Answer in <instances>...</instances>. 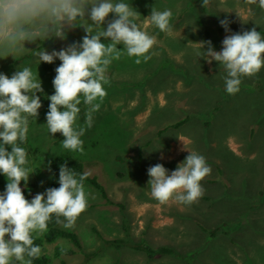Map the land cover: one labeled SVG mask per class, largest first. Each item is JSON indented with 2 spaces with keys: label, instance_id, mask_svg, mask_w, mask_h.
<instances>
[{
  "label": "rangeland",
  "instance_id": "374dc122",
  "mask_svg": "<svg viewBox=\"0 0 264 264\" xmlns=\"http://www.w3.org/2000/svg\"><path fill=\"white\" fill-rule=\"evenodd\" d=\"M251 1L237 0L236 6L233 0H209L202 6V0H123L139 13L135 22L155 36L157 43L147 62L141 58L137 64L136 57L126 52L112 61L106 72L109 82L104 85L107 95L92 113L91 128L85 124L89 106L81 97L76 125L86 128L81 137L83 153L64 149L63 135L48 131V97L55 91L56 72L42 69L49 63L40 62L36 53H51V45L61 50L82 43L87 35L84 27L92 34L100 29L86 16L74 27H66L64 39L50 35L25 41V49L13 56L0 49V73L10 78L30 67L43 88L36 93L42 104L39 115L27 117V138L18 141L27 152L26 167L33 171L27 184H20L28 189L26 199L30 202L36 194L46 192L47 161L66 153L82 163L85 173L97 179L114 203L106 204L97 190L85 184L89 193L86 210L70 226H65V220L60 225L76 236L79 248L63 238L45 243L49 264H184L188 260L186 264H264V68L252 77H242L240 91L230 95L225 90L224 66L215 60L209 63L203 55L207 45L202 49L198 44L211 41L213 49L221 51L227 35L252 28L264 32V9ZM152 8L171 10V34L150 22ZM114 18L110 13L103 27ZM224 19L230 22L228 32L220 24ZM101 42L109 43L104 38ZM117 47L123 50L122 44ZM26 55L29 57L20 59ZM210 107H222L217 110L220 118L215 121L219 122L211 120ZM184 118L187 121L182 126L167 127ZM217 126H223L221 134L206 131ZM184 145L203 155L211 167L210 175L201 181L203 207L197 211L174 200H155L148 185V168L163 164L171 174L190 154L181 150ZM5 147L11 151V146ZM244 177L248 189L241 186ZM0 180L8 183L5 175ZM33 234L45 237V231ZM118 239L168 247L176 255L149 259L130 247L105 244ZM55 248L61 250L57 257ZM69 249L74 252H65Z\"/></svg>",
  "mask_w": 264,
  "mask_h": 264
},
{
  "label": "clouds",
  "instance_id": "9594fccd",
  "mask_svg": "<svg viewBox=\"0 0 264 264\" xmlns=\"http://www.w3.org/2000/svg\"><path fill=\"white\" fill-rule=\"evenodd\" d=\"M208 2L202 0V6ZM259 6L264 9V0H259ZM110 13L115 14V18L107 22L105 29L103 25ZM138 15L123 0H0V49L7 56L25 49V41L44 40L50 35L64 39L66 27H74L78 19H86V16L100 29L92 34L84 27L87 35L82 43L75 42L51 53L46 50L36 53L40 62L51 64L57 58L62 62L55 69V91L48 97L46 125L50 134L63 135L64 149L83 153L81 137L86 128L76 125L81 97L83 104L89 106L85 124L91 128L92 113L99 110L107 95L104 85L109 82L106 72L112 61L118 60L123 52L136 57L137 64L141 63V58L144 62L151 59L149 52L157 40L141 30L135 22ZM171 17V10L152 8L148 18L160 31L171 34ZM229 23L227 19L220 20L226 32L230 31ZM101 38L109 43H102ZM121 44L123 50L117 47ZM198 44L202 49L207 45L203 55L209 63L215 60L224 66L225 90L230 95L240 91L242 77H252L264 68V37L255 28L227 35L221 51H215L211 41ZM42 91L41 81L30 67H23L10 78L0 73V173L8 180L6 190L0 193V264H11L13 259L21 264H32V259L41 254V248L34 245L32 233L46 231L53 215L57 223H62L59 219L62 216L67 221L65 226H70L88 206L89 193L84 185L87 173L77 178L66 164L60 165L58 188H48L46 193L36 194L29 202L20 187L21 181L27 184L33 171L26 167L27 152L18 141L27 138V117L39 115L42 104L36 93ZM6 145L11 146L10 152ZM181 150L190 154L171 174L163 164L147 170L151 196L161 203L174 200L191 205L204 195L201 181L210 175L211 167L196 151H190L185 145Z\"/></svg>",
  "mask_w": 264,
  "mask_h": 264
},
{
  "label": "trees",
  "instance_id": "16d2710c",
  "mask_svg": "<svg viewBox=\"0 0 264 264\" xmlns=\"http://www.w3.org/2000/svg\"><path fill=\"white\" fill-rule=\"evenodd\" d=\"M42 45H50V42L47 44H42ZM52 50H56L59 51L56 47L51 45ZM29 57V55L23 56L20 59H24ZM61 64V61L59 59H57V61L54 64H44L42 65V69H44L45 71H50L53 74L55 73V69ZM187 121V118L181 119L167 127H171V128H178L180 126H182L185 122ZM164 128V129H167ZM61 164H66L67 167L69 169H71L73 172H75L77 174V178L79 177V175L85 174L83 165L81 162H79L77 159H75L73 156L68 155L66 153H62L59 155L54 156L53 158L49 159L47 161V168L49 171L48 174V182H47V186H46V190L48 188H58L59 185V170H60V165ZM49 167L51 170H49ZM3 175L2 173H0V176ZM248 178L243 179L242 181V187L247 189L249 188V182L247 180ZM85 184H90L95 190H97L101 197L105 200L106 204L109 205H113L114 203L106 196L105 191L103 189V187L99 184V182L97 181V179L95 177H90L87 175V179L84 181V185ZM6 185L7 182H3L0 180V193H3L6 190ZM21 187V186H20ZM25 198H28V189L26 187H21ZM46 193V192H45ZM46 198V196H45ZM59 219L63 222L65 219L64 217H59ZM57 217L55 215L52 216V218L49 220L48 222V227L47 230L45 231V237L44 239H40L34 236V234L32 233L33 236V240H34V245H38L41 248V254L39 256V258H35L32 259V264H49V260L47 259L46 255H45V249L43 247V245L46 243L48 244H52L54 242H56V240L58 238H63L68 240L70 243H72V245L75 248H79V244L78 241L76 239V236L68 231H65L63 229L60 228L61 223H57ZM217 229V228H216ZM216 230L209 232V236H213L215 234ZM106 245H113L115 248H121L122 246L125 247H130L133 250L136 251H141L143 252L146 257L151 258V259H157L160 258L161 256L164 255H171L174 256L176 255V252L168 247H159V248H152L149 245L145 244V243H125L123 240L118 239V240H107L105 241ZM60 249L55 248V254L54 256L57 257L60 255ZM65 252L72 254L74 251L73 250H65ZM27 259V257H26ZM11 264H18V261H16L15 259L12 260Z\"/></svg>",
  "mask_w": 264,
  "mask_h": 264
},
{
  "label": "crops",
  "instance_id": "0c3cea01",
  "mask_svg": "<svg viewBox=\"0 0 264 264\" xmlns=\"http://www.w3.org/2000/svg\"><path fill=\"white\" fill-rule=\"evenodd\" d=\"M234 2H235V4H237L236 6H238L239 5V2L241 1V0H239V2H237V0H233ZM251 2H253V0L251 1ZM250 2V3H251ZM253 6H256V8H258V7H260L259 6V0H255V2H253ZM260 34H264V32H260ZM206 103H210V102H206ZM261 103H264V102H261ZM261 103H258V104H261ZM233 104H236V103H233ZM208 106V105H207ZM253 106H256V104H253ZM211 108V107H210ZM222 108V107H221ZM221 108L218 110V109H215V110H212V108H211V114H213V116H210V117H212V119L211 120H213V121H215V120H218L219 118H220V116L218 115V111H220L221 110ZM218 110V111H217ZM254 110V109H253ZM214 112V113H213ZM210 121V120H209ZM215 122H219V121H215ZM222 130H223V126L221 127V126H217V127H215V128H208V129H206V131L207 132H211V131H216L218 134H221V132H222ZM216 183L217 182V180H213L212 181V183ZM204 198H205V196H204ZM202 200H203V196L196 202V203H193V204H191V205H189L190 206V208L191 209H194L195 211H197L196 209H201L202 207H203V205L201 204L202 203ZM199 203V204H198ZM185 206H186V204H184ZM200 206H201V208H200ZM164 256H169V255H164ZM149 259H151V258H149ZM157 259H161V258H157ZM165 259H168V258H162V260H165ZM172 259V258H171ZM176 259H180V258H176ZM187 260V259H186ZM188 262H190V260H188V261H186L184 264H186V263H188Z\"/></svg>",
  "mask_w": 264,
  "mask_h": 264
}]
</instances>
